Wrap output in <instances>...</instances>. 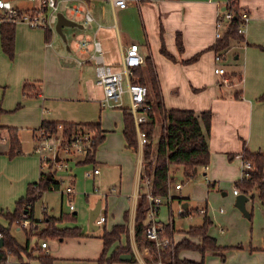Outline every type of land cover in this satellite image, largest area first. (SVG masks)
I'll list each match as a JSON object with an SVG mask.
<instances>
[{"label": "crops", "instance_id": "1", "mask_svg": "<svg viewBox=\"0 0 264 264\" xmlns=\"http://www.w3.org/2000/svg\"><path fill=\"white\" fill-rule=\"evenodd\" d=\"M227 1L139 0L137 4L131 3L126 8H118L106 0H89L82 6L91 11L94 21L86 24L83 15L75 16L74 20L79 26H63L65 39L56 31V28L55 32L51 31V37L47 40L45 28L16 23L12 57L2 47V23L0 22V124L17 128L22 143L21 151L11 155L8 132L1 131L0 210L14 209L16 200L26 194L28 184L39 179L43 171L39 163L41 161L33 152H35L34 135L44 121L99 122L104 135V139L96 150V162L88 163L92 165V170L99 167V171L93 172L92 176L88 177L90 179L85 185L86 190L83 191L82 183H76L77 174L74 166L85 164L79 160L85 154L75 156L76 158L71 155L67 158L71 163L67 173L69 181L77 184V187L81 189L79 194L83 192L84 202L81 215L83 222L77 220L79 212L75 206L71 208L69 205L66 210L63 209L64 191L61 193L58 213L44 208V213L56 217H60L62 213H75V219H59L56 224L59 227L80 226L83 234L60 236V241H54L48 239L49 237L41 238L38 233H32L29 239L30 252L34 254L40 250L48 252L54 257L53 264H100L98 258L103 251V239L100 236L103 229H111L117 223L127 222V233L122 234L121 239L110 247L107 254L109 255L119 245L120 247L129 246V249H125L123 252H129L132 256L127 259L120 258L112 264H120L118 261L156 264L151 249L139 247L134 236L137 202L139 195L146 189L141 177L142 149L140 148L137 189L133 193L131 202L128 198L129 195H124L121 192L124 187L122 181L112 188L108 186L104 193L100 189V185L107 182L109 171L114 166H118L114 161H108L104 151L101 153L98 151L100 146L110 144L113 137L112 131L108 129L103 117L104 111L119 108L122 111L120 136L117 145L111 147V151L125 153L127 150L135 149L128 146L123 133V108H128L127 105H124L128 95L125 94L122 106L104 107L101 104L104 98V89L97 81L96 61L91 57L95 53L94 40H97L100 46V52L98 51L96 54L101 53L103 61L116 70H120L122 67V55L125 47L133 42L138 43L143 56L146 58L150 55L152 58L160 82L164 105L167 109L183 108L196 112L210 109L212 111L211 129L207 138L211 156L208 168L204 171L205 175L208 174V178L221 175L229 176L232 179L241 177L243 171L241 151L245 147L253 151L264 149V100H260V96L264 93V0H238L240 7L250 16L243 32L245 40L233 45L237 49V53L234 55L235 69L232 72L241 74L242 82L226 84L222 82V76L214 71L216 52L210 47L217 40V21L225 10ZM16 5L28 7L35 4L28 2ZM64 15L71 18L66 13ZM66 29H70L67 34ZM57 33L61 37H58ZM77 33L81 35L80 39L76 41L81 55L74 53L71 44L67 41L68 34L77 35ZM178 33L182 35L183 51H179L176 44ZM161 34L167 50L176 60L169 59L161 52ZM61 39L67 43L66 46ZM81 39H89L90 43L87 49L80 47L79 40ZM195 56H198L196 60L189 61ZM146 65L144 62L139 66L145 70V73H147ZM236 80L237 78L234 79V81ZM25 82L34 83L35 87L40 88L38 95H25L23 92ZM239 89L242 90L241 97L236 98L234 93ZM127 102L129 103L128 100ZM236 157L237 159H235ZM239 160L242 165L241 173ZM102 165L104 168H101ZM53 168L56 166L53 165ZM49 170H51L50 166ZM53 172L55 177L60 180L61 186L59 174L57 171L53 170ZM173 179L175 182L178 181L176 174ZM211 182L209 180L210 186L216 185V179ZM55 189L57 188L48 190ZM173 189L177 190L176 187ZM48 190L44 191L43 195ZM233 193L238 194L234 192V189ZM67 194L69 195V193ZM74 194L69 196L75 197ZM174 197L182 202V205L184 203L187 205L185 209L189 211L181 213L182 215L192 213L193 210L198 211V207H192L186 202L189 198L188 195L179 197V195L173 194ZM98 199H101V208L103 209L100 213L106 216L103 221L105 226L103 229H100V225L90 229L89 211ZM249 199L246 201V205ZM259 201L262 204V201ZM165 202L168 203V201L162 203ZM126 210L129 211L127 220L124 216ZM110 211L112 225L108 226ZM204 214H208L207 210ZM85 220L88 224H84ZM212 220L213 224L214 219L212 218ZM202 222L203 219L200 224ZM0 224L9 227L11 233L21 244H27L28 228L11 222L1 212ZM22 228L26 234L24 241L19 237ZM188 229H184L182 232H178L176 229L173 234L176 243L185 237L200 243L201 237L197 235L190 237ZM208 233L215 236L219 244H237L218 241V237L212 234L209 228ZM43 240L47 241V246L41 245ZM37 244L40 248L32 250ZM263 246L264 229L262 241L251 245V248L255 249L254 251L247 252L229 248L224 250L222 259L225 260L226 256L231 258L241 254L244 257V262L238 264H264ZM191 252L195 253L191 254ZM220 257H222L221 253L215 251H207L204 255L199 250L192 248H182L179 251V258L182 259L203 260L202 264H205V259L214 264H227L226 260V263H218ZM7 258V264H42L28 251H21L20 255L11 254ZM130 262L126 264H131ZM177 264L186 263L178 262Z\"/></svg>", "mask_w": 264, "mask_h": 264}, {"label": "trees", "instance_id": "2", "mask_svg": "<svg viewBox=\"0 0 264 264\" xmlns=\"http://www.w3.org/2000/svg\"><path fill=\"white\" fill-rule=\"evenodd\" d=\"M226 12L231 14V17L225 23L222 36L217 38L215 43L210 47L215 52L226 55V52L236 43L245 40L244 34L240 32V26L243 22L242 12L238 0H230V5L225 6V10L219 16L220 19H225ZM46 30L47 40L51 37V31ZM161 52L171 60H176L175 57L167 50L163 35L161 34ZM1 43L7 54L12 57L14 54L15 45V24H1ZM176 44L179 51H183L182 35H176ZM198 56H195L189 61H194ZM146 70L137 67L134 70L132 77L133 82L145 84L148 87L147 94V121L142 124L144 130L148 134L149 141L142 147V172L141 177H148L149 187L152 195L164 196L168 193V174L171 164L183 167V173L186 178L195 176L198 166L208 164L210 161L211 152L208 144V135L211 129L212 111L210 109L202 112H196L192 109L172 108L167 109L164 105L160 82L153 64L152 58L148 55L145 58ZM238 81H242L241 74L238 75ZM40 88L35 87L34 83L25 82L23 92L27 96H36ZM242 90L239 89L234 93L236 98L241 97ZM260 100H264V93L260 96ZM124 129L123 133L127 144L135 150L138 148L136 126L133 116L128 108H123ZM62 125V129L59 128ZM160 126L159 136L154 143L153 134L155 128ZM6 130L10 139L9 153L15 154L21 151V139L18 129L11 126L0 124L1 131ZM39 130H44L45 134L52 136L57 133H62L66 137H71L78 132L84 130H92L93 136L91 139V147L85 153L81 162L92 163L96 162L95 154L99 143L104 139L101 132L99 122H57L44 121L39 127ZM243 161H250V167L243 169L242 176L234 181L239 192L246 193L249 198L257 196L262 201L264 206V149L253 151L245 147L241 151ZM49 165L53 166L50 162ZM212 183V182H211ZM60 180L55 177L53 171H42L39 179L31 181L27 186L26 194L16 200L14 209L0 210L11 222L19 223L21 218L26 213L28 218L34 221H42L44 226L40 231H35L41 238L60 237L83 234L80 226H65L59 227L57 220L63 218L75 219L76 214H61L60 217L48 215L46 212L42 219H37L34 216L36 201L42 197L43 192L59 188ZM180 197V196H179ZM149 200L145 192L139 195V199L135 211L134 220V236L139 247H149L153 254V259L156 258V248L154 241L149 239L145 234V227L148 223ZM185 209L184 212H188ZM252 212L250 211V216ZM125 219L129 217V211H125ZM213 220L208 214H204L203 222L197 225H191L187 230L192 235L201 237L200 243H193L187 238L176 243L177 250L182 248H192L199 250L203 255L207 251L219 252L224 258V250L231 247H242V244L222 245L217 242V238L208 233V228ZM0 229L3 232L4 245L0 247V259L7 258L11 254H21V251H28L31 256H35L42 264H53L54 257L48 252L40 250L37 254L30 252L29 239L33 231H28V242L26 245L21 244L16 237L11 233L9 227L0 224ZM37 229V228H36ZM35 230V229H34ZM127 222L117 223L111 229L104 228L101 237L103 239V251L98 258L100 264H112L120 260V253L129 246L120 247L119 245L108 255L110 247L121 239L123 233H127ZM171 236L173 233L169 232ZM40 246L35 245L33 249H39ZM264 248V246H263ZM178 262L186 264H202V261H194L190 259L179 258Z\"/></svg>", "mask_w": 264, "mask_h": 264}, {"label": "rangeland", "instance_id": "3", "mask_svg": "<svg viewBox=\"0 0 264 264\" xmlns=\"http://www.w3.org/2000/svg\"><path fill=\"white\" fill-rule=\"evenodd\" d=\"M12 1L15 4L28 3L27 0H12ZM65 13L71 16L70 8H68L65 11ZM69 30L70 29L65 30L66 34L69 33L68 32ZM57 35L58 37L60 36L58 33ZM80 37L81 35L78 33L77 35H71V34L67 35V41L71 44L73 52L79 55H81V53H80V49L76 46V41L80 39ZM63 41L64 40H62V42ZM63 44L66 46L67 43L64 41ZM235 53H237V49L234 46H232L226 52V60H225L226 62L225 61L222 62V65L229 71L225 75V78L227 79L228 83L238 82V74L235 72H232L233 69H235L233 65ZM236 78L237 80L234 81V79ZM127 100L126 102H124V105L129 106V103L127 102ZM119 109H113V110L109 109L107 111H104V114H103L106 125L108 129L112 131L113 137L111 139L110 144H104L100 146L98 148V151H100V153L101 151H104V153L106 154V158H108V161H114L115 163L118 164V166L117 167L114 166V168L109 171L108 180L106 183H103L100 185V189H101V192L104 193L108 186L112 188L113 186H115V184L117 186L118 185L117 183H120L122 181V184L124 183V187L122 188L121 192L124 195H129V197L128 196L127 197L129 198L131 202L133 199V193L137 189L138 164H139V156H140L141 149L138 147L136 150H133V151L127 150L125 153L111 151V147H114L115 145H117V142L120 136L119 127H120V124L122 123V111ZM159 130H160V126H157V128H155V133L153 134L154 143H156L158 139ZM89 131L93 133L92 130H89ZM33 153L36 154V156L38 157L40 161L39 153L36 151ZM60 154H61V157L63 158L62 163L60 165H55L52 162L53 165L56 166V168H53V166L49 165L47 162H44L43 164L39 162L42 166L43 171L49 170V166L51 168V171L53 170L55 172L57 171V174H59V177L61 178V186L60 188L55 189V190H48L47 192H45L42 198L36 201L35 212H34L35 218L37 219L43 218V214L45 210L44 208L52 212L58 213V211L60 210V204H61V193L62 191H64L63 209L66 210V208H68V206L70 205V200H71V202L75 206V209L79 212V217L77 220L82 221L81 215L83 212L82 205L84 202V196H83V192L82 194L78 193L79 191H81V189L77 187V184L75 185V183H72V182L70 183L69 181V177L67 173L70 170L71 163L69 162L67 158L70 157L71 155H74L73 157L83 156V153L73 152V153L68 154V153L61 151ZM83 157L79 159L80 162L83 159ZM235 159H237V157ZM74 166L76 167L75 171L77 174L76 183L78 182L82 183V187L84 191L86 190L85 185L90 179L88 177L92 176V174H88L89 170H92V165L85 163V164H81L77 166L74 165ZM239 166H240V173H241L242 165L240 163V160H239ZM101 168H104V165H102ZM205 170L207 169H205L203 165L198 166L195 176H193L192 178H186L183 173L182 166L171 164V167H170L171 174L173 176H175L176 174V179L183 183V187L181 189L174 190L173 187H174L175 181H172L170 185V191H172V193L175 196L188 195L189 198L186 202H188L192 207H198V211L193 210L192 213L182 215L180 212L182 210L181 209L182 202H180L175 197L171 200L170 203H166V202L162 203L158 211L159 212L158 217L161 218L165 222L166 231L168 233L171 232L174 234L176 229L178 232L179 231L182 232V230L184 231V229L186 230L190 228L191 225L200 224V222L203 219L204 212H206L207 210L208 214L214 219V223L209 226V231L218 237V241L222 243H227V244H230V243H237V244L241 243L242 244V247L240 248L231 247L230 249L232 248H235L238 250L241 249L242 251H247V252L254 251L255 249L251 248V245L258 244L262 241L263 229H264V206L260 203L259 198L255 196L254 198L249 199L248 204H247L249 211L252 212V215L251 216L244 215L242 210H240L235 204L236 194L233 193V189L236 186L234 185L233 181L236 180V178L232 179L229 176L225 177L226 175H221L215 178H211V177L208 178L207 177L208 174L207 175L204 174ZM215 179H216V185L210 186L209 180L213 182ZM70 184L74 187L73 193H75L74 194L75 197L69 196L66 193V187ZM79 195H80V198H79ZM164 201H167V199H164ZM170 213H172L171 216L174 219L173 225L171 224V221L169 222L167 220L170 217ZM108 216H109V219H108V226H109V224L112 225V223H110L111 222L110 217L112 216L111 211H110V214H108ZM33 222H34V219H32V221L29 223V228L28 227H24V228L26 229L28 228L31 232L33 231V233H36L35 231H38V230L40 231L41 226H43V222L39 221L36 225L33 224ZM86 223L88 224L87 220L84 221V224ZM98 224L100 225V229H103L105 226V222H101ZM188 234L190 237L193 236L190 232H188ZM25 235H26L25 230L22 228L21 232L19 233V237L22 238L23 241L25 240ZM32 236H35V235H32ZM35 239H37V237H35ZM48 239L54 240V241H60L59 237H49ZM187 239L190 240L189 238ZM193 243H198V242H193ZM180 250H177L176 248V252H175L176 261L179 259ZM194 253L195 252H191V254H194ZM225 260L227 264H238L240 262H244V257H242L241 254L240 255L237 254V256L231 257V258H229V256L228 257L226 256ZM225 260H223L222 257H220V262L218 263H226ZM118 262H120V264L122 263L126 264V263H129L130 261H118ZM130 263L138 264V262H135V263L130 262ZM205 264H214V263L207 262L205 259Z\"/></svg>", "mask_w": 264, "mask_h": 264}, {"label": "built area", "instance_id": "4", "mask_svg": "<svg viewBox=\"0 0 264 264\" xmlns=\"http://www.w3.org/2000/svg\"><path fill=\"white\" fill-rule=\"evenodd\" d=\"M35 5L26 7H20L14 4L11 0H0V22L1 23H25L30 27L45 28L52 32H55V26L58 20V13L70 8L71 18L74 20L75 16L83 15L85 23L89 24L94 21V17L88 8H84L82 4L87 3L89 0H27ZM111 3L112 6L118 8H126L131 3H139V0H106ZM230 5V0L226 2V6ZM231 17L229 12H226L225 19L218 18L216 38L222 36L225 28V21ZM250 19L249 14L243 10L242 12V24L240 26V32H244L246 25ZM224 27V28H222ZM90 41L89 39L79 40V45L83 49H87ZM95 53L92 54V58L96 61V73L97 81L103 86L104 98L101 102L104 107L122 106L125 94L128 95L129 106L128 109L133 116L136 126L138 147L142 149L144 144L149 141L146 130L142 127V124L147 121V94L148 87L145 84L132 81L134 70L141 66L145 62V57L140 51L138 43L133 42L125 47L122 55V67L120 70L113 69L103 61L102 54H96L100 52L99 42L94 40ZM226 60V55L215 53V68L216 74L222 76V82L228 83L225 75L228 73L226 68L222 65V62ZM126 81V84H125ZM62 129V125H59ZM89 130H84L66 137L62 133H57L52 136L45 134L44 130H38L35 135L34 150L39 153L41 164L47 162H53L55 165L62 163L61 151L65 153L79 152L85 154L91 147V139L93 133ZM59 159H56V156ZM250 161H243V169L250 167ZM205 169L208 168V164H204ZM99 168L95 167L93 170H89L88 174L98 172ZM144 180L146 189L145 193L149 200L148 209V223L145 227L146 236L154 241L156 248V264H177L176 262V242L167 231L165 222L158 219V207L167 199L168 203L173 199V193L170 191V185L174 181L171 172L168 174V193L166 195L154 196L152 195L149 187L148 177L142 178ZM174 187L181 189L183 183L177 181L174 183ZM66 192L72 195L74 187L70 184L66 187ZM235 193H239L238 188H234ZM70 207L74 205L70 200ZM181 213L185 208L181 206ZM203 210V209H202ZM172 213L167 219L173 225L174 219ZM106 216L99 213L96 222L101 223L105 220ZM28 218L26 213L21 218L18 225L29 228V223L32 221ZM167 222V221H166ZM34 221L33 224H37ZM171 225V226H172ZM170 226V227H171ZM172 228V227H171ZM3 235L0 229V237ZM42 246H47V241L41 242ZM8 258L0 259V264H7Z\"/></svg>", "mask_w": 264, "mask_h": 264}, {"label": "water", "instance_id": "5", "mask_svg": "<svg viewBox=\"0 0 264 264\" xmlns=\"http://www.w3.org/2000/svg\"><path fill=\"white\" fill-rule=\"evenodd\" d=\"M65 25H69V26H79V24L71 19L68 18L67 16L64 15V13L59 12L58 13V20L56 23V31L65 39L66 36L63 33L62 27ZM56 159H59V156H56ZM249 199V196L246 193L243 192H239L236 195V201L235 204L239 207V209L242 210V212L246 215V216H250V211L246 205V201ZM187 205L184 203L183 207L185 208ZM103 211V209L101 208V199H98V201L96 202V204L90 209L89 211V228L90 229H94L97 228L99 226V224L95 221L98 214ZM4 245V238L3 236L0 237V247H2ZM132 254L129 252H123L120 254V258L122 259H127V258H131Z\"/></svg>", "mask_w": 264, "mask_h": 264}]
</instances>
